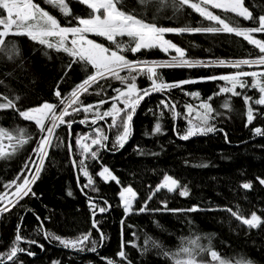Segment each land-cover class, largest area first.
Segmentation results:
<instances>
[{
	"label": "trees",
	"instance_id": "1",
	"mask_svg": "<svg viewBox=\"0 0 264 264\" xmlns=\"http://www.w3.org/2000/svg\"><path fill=\"white\" fill-rule=\"evenodd\" d=\"M35 2L56 16L62 24H66L70 19L62 15L58 9L46 4L44 0H35ZM66 2L75 15L87 17L91 12L79 0H66ZM171 4L172 0H167L165 6H161L159 0H149L144 5H141L139 0H123L121 7L164 27L196 28L206 27L211 23L187 5L177 11L171 7ZM245 5L254 16L264 14V0H245ZM212 11L229 17L232 23L241 27L255 26L252 21L244 20L232 13ZM0 16H3L2 9ZM253 37L264 39V33H253ZM90 38L104 42L106 45L108 43L101 37L90 36ZM165 38L185 50V59L204 61V65L190 68H160L158 69L160 75L169 83L182 80L196 82L163 93L153 92L145 97L138 106L132 123V133L123 148H113L117 129L108 130L107 124L111 123L108 118L107 123L99 121L96 126L91 125L90 122L86 125L73 124L70 155L68 130L66 126H60L57 129L59 140H53V144L59 146L49 149L40 177L32 185L36 197H25L17 207L12 208L11 212L0 216V254L10 249L16 235L17 224L20 223L21 236L43 245L41 248L37 244L29 245L21 242V247L36 253L34 257L19 253L18 259L23 264H54V262L107 264L108 260L119 264L118 253L122 244L132 264H172V261L165 258L158 248L150 246L147 252L141 254L139 249L144 247L145 237H151L158 242L163 250L176 251L182 240L197 235L201 237V243L205 246L208 245L210 238L213 249L222 258L233 261V264L237 260L264 264V224L257 228H249L226 211L228 208L233 211L239 210L246 218H251V214L256 212L264 219V185H261L257 179L258 177L264 179V136L254 132L255 127L264 130V105L254 103L260 93L258 89L250 87L252 78L244 77L249 87L237 88L241 95L232 96L231 93H226L211 100L216 110L212 122L217 131L208 135L192 136L188 140H181L178 136V133L183 134L187 127V121L184 119L185 104L198 105L201 100H207L208 97L219 92L220 87L229 86L224 81L201 78L230 75L238 71L236 68L209 64V62L254 59L259 50L242 37L225 32L166 33ZM9 41L17 46L19 55H14L10 60L0 53V81H2L0 95L10 98L19 96L17 108L20 110L37 107L46 101L58 103L54 94L57 84L62 93H68L86 76L82 65L73 64L71 70H68L67 64L70 58L63 53L50 52L52 59H49L44 55L48 50L27 37L9 36L6 42ZM12 43L9 44L10 48ZM126 55L129 59L139 57L148 60H170L174 54H165L156 48L142 50L135 57L131 52H127ZM260 70L264 71V67ZM103 83L101 81V84ZM137 83L142 88L150 86L146 76L138 77ZM109 84L111 87L107 89L106 95L85 94L81 100L95 104L101 99H108L115 95L113 88L121 87L119 81L111 80ZM187 92H198L199 98L186 95ZM245 96L252 97L248 104L245 103ZM166 98L177 102L176 111L181 113L177 119H173L172 113L160 104V101ZM225 99L230 101V110L222 107ZM110 103L111 101L103 105V109L109 108ZM249 107H252L255 117L252 123H248L247 120ZM83 118V112L75 114L77 121ZM157 122L161 123L163 134H153ZM97 126L104 128L109 134L107 145L110 150H101L97 160L85 161L94 185L83 188L82 191L83 185L87 184V178L78 167L75 176L71 158L72 160L75 158L77 162L80 159V150L75 144L77 134L94 135L92 129ZM0 127L8 130L26 128L33 137L14 155H7L11 152L9 147L5 156L0 157V193H3L7 191L4 184L13 181L21 171L27 175L28 171L24 169L26 162L30 167L38 164L33 149L37 147L40 133L33 123L22 119L15 109H0ZM88 142L90 143V140ZM101 164L112 171L119 179V184L116 181L105 182L97 175L101 170ZM165 174L177 179L182 187L187 188L189 195L180 196V188L172 193L161 189L149 201V208L163 209L162 202L166 201L168 209L186 210L197 207L199 210L196 212L161 210L125 217L119 197L121 188L131 186L139 197L146 199L151 191L149 186L154 189ZM22 179L23 177L17 183L22 182ZM248 182L252 184V188L244 189L242 185ZM93 188L98 191H93ZM11 191H14V188ZM69 192L71 195L68 194ZM89 197L99 206L107 207L104 204L105 200L111 205L108 211L96 213L95 220L98 221L97 227L100 231L92 226L93 215L89 208ZM37 215L43 221V230L40 228V221L36 219ZM21 217H23L22 221ZM44 230L66 238H75L83 233H91V236L89 241L85 242L87 245L85 250L76 251L64 248L58 241L49 242L44 238ZM133 233L136 234L135 237ZM92 240L96 241L95 251L88 250L92 247ZM129 241H134L139 248L131 247ZM200 259L208 261L210 256L205 253Z\"/></svg>",
	"mask_w": 264,
	"mask_h": 264
},
{
	"label": "snow or ice",
	"instance_id": "2",
	"mask_svg": "<svg viewBox=\"0 0 264 264\" xmlns=\"http://www.w3.org/2000/svg\"><path fill=\"white\" fill-rule=\"evenodd\" d=\"M44 2L58 9L66 18L70 17L67 23L62 24L56 16L41 7L35 0H0V9L6 13V17L0 16V53H3L10 60L14 55L18 56L19 49L14 43L10 41L6 42V38L9 36L27 37L30 41L47 49L48 51H45L44 55L48 56L49 59H52L50 52H55L56 54L63 53L69 57L70 60L67 64L68 70H71L73 64L82 65L86 76L81 82L75 84L68 93H62L59 84H57L54 94L58 103L46 101L37 107H31L27 110L17 108V102L20 99L19 96L10 98L6 95H0V109H15L25 121L34 122L40 133L37 147L33 149V152L37 155L38 164H33L30 167L29 163L26 162L24 169L28 171V175H25L24 171H21L13 181L4 184L6 190L14 188V191L11 193L8 191L0 193V216L11 212L12 208L17 207L25 197H36V193L32 190V185L40 177L49 149L59 146L58 144H53V140H59L57 129L60 126H66L68 135L71 137V129L75 123L86 125L90 122L91 125L96 126L99 121H105L107 123V119L110 118L111 123L107 124L108 130L112 128L117 129V135L113 141V148H123L132 133L133 117L145 97L150 96L153 92L163 93L173 88L181 87L184 84L196 82L193 80H182L169 83L158 72L160 68H190L197 65H204V61L185 59V50L178 47L171 40L166 39V33L195 32L215 34L225 32L234 34L237 37H242L259 50L256 58L235 61H210L209 64H217L236 69H241L244 65L250 68L252 66H264V39H257L252 35L253 33H264V14L254 16L249 7L245 5V0H196V2L194 0H172L171 7L175 10L179 11L187 5L205 20L211 22L206 27L196 28L159 26L154 22L146 20L136 12L121 7L123 0H79L81 4L86 5L91 10L87 17L75 15L66 0H44ZM147 2L149 0H139L141 5ZM159 2L161 6L167 4V0H159ZM210 8L220 9L226 14L233 13L235 16L242 17L244 20L252 21L255 26L241 27L238 24L232 23L229 17L215 14ZM90 36L101 37L108 43L106 45L104 42H97L95 39L90 38ZM124 38H127V40ZM10 43H12L11 48L9 47ZM156 48L165 54H169V50H172L176 55H172L170 60H148L139 57L129 59L126 55L127 52H131L135 57L142 50ZM140 76L147 77L150 81L149 87L142 88L138 86L137 80ZM243 77H251L252 82L250 87L258 89L260 93L259 98L255 99L254 103L264 105V72L238 70L230 75H212L201 78L213 81H224L230 87H220L219 92L214 93L207 100H201L198 105L185 104L186 112L184 119L187 121V127L184 129L183 134L178 133L179 138L181 140H188L192 136H203L217 131L218 129L212 122L215 119L214 113L216 110L211 104V100L215 96L226 93H231L232 96L241 95L237 91V88L244 89L245 87H249L247 81L242 79ZM111 80L119 81L121 85V87L112 89L115 95L108 99H101L95 104L85 103L81 100V97L85 94L101 95L104 93L106 95L107 89L111 87L109 84ZM101 81L104 83L101 84ZM94 86L96 87L94 88ZM185 94L195 98H199L200 95L198 92H187ZM244 100L248 104L252 100V97L245 96ZM109 101H111L110 107L103 109V105L108 104ZM176 103L167 98L160 101V104L172 113L173 119L181 115V113L176 111ZM120 105H123V107H120ZM222 107L230 110V101L225 99ZM80 112L84 113V118L77 121L75 114ZM161 115H163V112ZM66 117L72 118L65 119ZM254 118L253 109L249 107L247 111L248 123H252ZM92 132L94 135L91 133L85 135L77 134L75 141L76 147L80 150V159L77 162L74 158L72 164L74 168L78 167L79 171L87 178V184L83 185L82 191L83 188L94 185V180L89 173L85 161L87 159L97 160L99 159L98 153L101 150H110L107 145L109 136L104 128L97 126L92 129ZM254 132L257 135L264 136V130L260 127H255ZM157 133L163 134L160 122H157L153 129V134ZM4 139L9 141L11 152L7 153V155L11 156L25 144L29 143L33 137L26 128L8 130L0 127V157L5 156ZM89 140L90 143L88 142ZM94 148L95 150H93ZM68 150L70 153L72 152L71 143L68 144ZM141 154H143L142 150ZM97 175L105 182L116 181L117 184L120 183L112 171L103 164H101V170ZM21 177H23L22 182L17 183V181L21 180ZM257 179L261 185H264V179L259 177ZM242 187L244 189H251L252 184L250 182L244 183ZM149 188L151 191L146 199L139 197L137 191L131 186L121 188L119 197L125 217L161 210L173 212H196L199 210L197 207L186 210L168 209L166 201L162 202L163 209L149 208V201L161 189H166L172 193L180 188V196L189 195L187 188L182 187L180 182L170 175L165 174L162 181L154 189H152L151 185ZM92 190L98 191L96 188ZM68 194L71 195V192ZM85 195L87 194L85 193ZM137 201L140 202L137 203ZM104 204L107 207L95 204L92 198L89 197V208L93 215L92 226L97 231H100L97 227L98 221L95 220L97 211L104 213L111 207L107 200L104 201ZM226 211L230 212L232 216L249 228H257L264 224V219L257 215L256 212L251 214V218H246L240 214L239 210L233 211L231 208H228ZM36 219L40 221V228L43 230V221L40 220L38 215ZM20 220L22 221L23 217ZM121 224L123 225V220ZM20 229L21 224L18 223L16 235L10 249L0 254V264H8V262H12V264H23L18 259L19 253L33 257L36 255L35 252L21 247V242L29 245L37 244V246L43 248V245H39L37 241L21 236ZM43 234L44 238L49 240V242L58 241L64 248H70L76 251H84L87 247L85 242H88L91 236V233H83L75 238H66L46 230H44ZM135 235L133 233L134 237ZM103 238V233L101 232V239ZM91 244L92 247L88 250L95 251L97 246L96 241L92 240ZM129 244L133 248H139L134 241H129ZM150 246L161 249L162 255L171 260L172 264H233V261L222 258L213 249L210 238L208 245L205 246L201 243V237L198 235L194 238L182 240L176 251L163 250L162 245L151 237L146 236L144 247L139 249L141 254L147 252ZM205 253L210 256V260L205 261L200 259ZM118 256L120 258L119 264H132V261L128 259L127 253L123 250V244ZM54 264H57V262H54ZM107 264H118V262L108 260ZM235 264H252V262L237 260Z\"/></svg>",
	"mask_w": 264,
	"mask_h": 264
},
{
	"label": "rangeland",
	"instance_id": "3",
	"mask_svg": "<svg viewBox=\"0 0 264 264\" xmlns=\"http://www.w3.org/2000/svg\"><path fill=\"white\" fill-rule=\"evenodd\" d=\"M210 10L212 11V10H220V9H212V8H210ZM2 11H3V10H2ZM220 11H222V10H220ZM232 14H233V13H232ZM234 15H235V14H234ZM3 16L6 17V13L3 12ZM252 35H253V34H252ZM169 53H173L174 55H176V53H175L174 51H172V50H169ZM220 66H221V65H220ZM225 67H227V66H225ZM262 67H264V66H252V67L250 68V67H248L247 65H244V66H242L241 69L248 68L249 70H247V71H260V72H264V71H261V70H260ZM241 69H238V70H241ZM242 79H245V78L243 77ZM229 87H230V85H229ZM247 111H248V110H247ZM22 119H23V118H22ZM28 122H31V123L34 124V122H32V121H28ZM34 125H35V124H34ZM3 145H4V152L6 153L7 150L9 149V141H8L7 139H4V140H3ZM27 175H28V173H27ZM7 191H8L9 193L12 192L11 189H8Z\"/></svg>",
	"mask_w": 264,
	"mask_h": 264
},
{
	"label": "water",
	"instance_id": "4",
	"mask_svg": "<svg viewBox=\"0 0 264 264\" xmlns=\"http://www.w3.org/2000/svg\"><path fill=\"white\" fill-rule=\"evenodd\" d=\"M137 109H138V108H137ZM136 112H137V111H136ZM135 114H136V113H135ZM134 117H135V115H134ZM134 117H133V119H134ZM176 119H177V118H176ZM132 123H133V121H132ZM108 136H109V134H108ZM70 141H71V137H69V143H70ZM69 143H68V144H69ZM70 155H71V153H70ZM71 163H72V158H71ZM72 167H73V164H72ZM73 169H74V172H75V176H77V173H76L77 170H76V168L73 167ZM77 183H78V181H77Z\"/></svg>",
	"mask_w": 264,
	"mask_h": 264
}]
</instances>
